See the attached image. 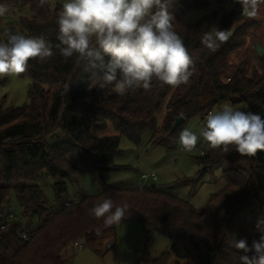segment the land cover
I'll return each mask as SVG.
<instances>
[{
  "label": "trees",
  "instance_id": "obj_1",
  "mask_svg": "<svg viewBox=\"0 0 264 264\" xmlns=\"http://www.w3.org/2000/svg\"><path fill=\"white\" fill-rule=\"evenodd\" d=\"M212 1L233 8L218 25V30L231 29L232 36L215 52L201 44V37L212 31L216 14L186 22L190 13L208 8L211 0H176L172 9L175 29L194 61L186 85L173 88L154 81L150 91L139 89L119 96L111 85L99 89L83 65L78 66L74 58L65 61L58 50L47 62L29 61V105L13 108L0 102V217L10 214L15 195L26 220L25 229L13 222L0 231V264H68L75 243L101 255L104 246L116 239L118 226L129 222L138 223L148 234L140 264H172V254L175 264H244L240 258L245 253L230 247V241L247 237L251 244L253 229L264 219V151L245 157L234 149L227 153L211 149L198 157L203 165L224 167L225 186L203 210L155 184L141 189L123 187L121 182L105 185L99 195L71 206L54 207L38 185L45 175L62 179L54 187L61 202L68 196L64 179L84 170L100 178L103 173L128 168L116 164L122 137L140 145L142 135L150 130L153 144L171 148L178 144L187 121L204 120L225 103L252 111L264 109V55L261 71L255 69L248 76L241 65L232 76L227 75L231 55L245 45L258 22L242 16L236 0ZM0 4L9 10L0 17V39L11 30L56 42V13L62 5L53 8L49 0L42 7L38 0H0ZM66 84H70L67 93ZM163 107L165 117L159 127L157 115ZM181 116L186 121L171 132ZM109 126L119 135H101ZM105 198L117 205L127 203L128 217L110 227L94 218L89 209ZM24 231L31 233L28 239H23ZM156 234L171 241L172 252L157 259L151 255Z\"/></svg>",
  "mask_w": 264,
  "mask_h": 264
},
{
  "label": "clouds",
  "instance_id": "obj_2",
  "mask_svg": "<svg viewBox=\"0 0 264 264\" xmlns=\"http://www.w3.org/2000/svg\"><path fill=\"white\" fill-rule=\"evenodd\" d=\"M47 2L38 0V6ZM236 2L249 19H257L264 4V0ZM175 4L176 0H65L56 13V42L5 32V38L0 39V78L20 76L28 70L29 61L47 62L56 54L55 49L65 61L74 58L78 66L83 65L99 89L111 85L119 96L139 89L150 91L154 81L173 88L186 85L193 75L194 61L175 29ZM8 11L0 4V17ZM231 36V29L208 31L201 44L215 52ZM69 87L65 85L66 93ZM201 138L211 149L223 153L234 149L241 156H255L264 151V118L225 104L222 110L206 116L199 134L182 129L178 143L191 152ZM128 210L127 203L117 205L105 198L89 212L110 227L126 219ZM253 232L251 244L247 237H233L230 247L245 253L240 258L244 264H264V219Z\"/></svg>",
  "mask_w": 264,
  "mask_h": 264
},
{
  "label": "rangeland",
  "instance_id": "obj_3",
  "mask_svg": "<svg viewBox=\"0 0 264 264\" xmlns=\"http://www.w3.org/2000/svg\"><path fill=\"white\" fill-rule=\"evenodd\" d=\"M49 1L53 8L65 2V0ZM232 11L231 5H218L211 0V5L208 8L190 13L186 18V22L195 23L205 16L215 13L216 21L212 29L214 32L216 29L218 30L220 18ZM255 20H257L258 25L247 36L245 45L230 57L227 70L228 76H232L241 65L245 66L248 76L252 75L255 69L262 70L260 60L261 56L264 55V4L260 7L259 17ZM259 47L262 52H259ZM1 80L0 102L5 107L24 108L29 105L32 79L27 71L18 77H2ZM225 104L213 112L222 110ZM232 107L239 111H247L244 106ZM165 111L166 109L163 107L157 115L159 127L163 125ZM205 122L206 119L194 118L187 121L184 128L199 134ZM101 135L117 136L119 133L113 126H109ZM152 136V131H145L140 145H134L125 137L120 139L122 153L117 158L116 164L128 166L127 169L103 173L100 178L97 174L84 170L82 174L76 177L64 179L63 181L68 186V196L61 202H57L54 187L62 179L43 176L38 185L43 190L48 204L57 207L59 205L64 206L66 200L72 203L79 202L85 197L99 195L104 190L105 185L113 183L121 182L123 187H136L141 174L156 170L157 181L154 184L160 189L188 201L196 210L205 209L211 196L218 193L225 186L224 167L206 166L197 160L201 156L199 150L208 153L211 148L202 138L198 140L196 147L198 149L191 152L184 151L179 143L167 148L163 145L153 144L151 142ZM10 205V214L25 229L26 220L22 216V210L15 195H12ZM36 224L37 221H34L33 226H36ZM147 240V231L142 226L136 222L125 223L118 226L116 239L111 240L104 246L103 254L97 255L86 247L80 251L75 249V254L68 264H140L139 260L143 255ZM165 252H171V241L160 234H156L151 255L157 259ZM71 254H73L72 251ZM171 256V263L175 264L177 258L173 254Z\"/></svg>",
  "mask_w": 264,
  "mask_h": 264
},
{
  "label": "built area",
  "instance_id": "obj_4",
  "mask_svg": "<svg viewBox=\"0 0 264 264\" xmlns=\"http://www.w3.org/2000/svg\"><path fill=\"white\" fill-rule=\"evenodd\" d=\"M241 15L244 16L242 13H241ZM240 111L245 112V113L251 112V113H254V114H258L261 117H264V109L259 110V111H252V110H248V109H247V111H245V110H240ZM206 116H205L204 119H206ZM196 149H198V148H196ZM199 152H200L201 155H205V152L203 150H199ZM156 181H157V172H156V170H154V171H151L149 173L141 174L140 178L138 179L137 186L139 188H141V189L145 188V187H150ZM72 204H73L72 202H68L67 201L64 204V206H71ZM13 222H16V221H15L14 216L12 214H7V215H4V216H1L0 217V231H3L5 229H7V227ZM30 236H31L30 232H27V231L22 232L23 239H28ZM74 247H75V249L77 251H80V250L84 249V246L81 243H75Z\"/></svg>",
  "mask_w": 264,
  "mask_h": 264
},
{
  "label": "water",
  "instance_id": "obj_5",
  "mask_svg": "<svg viewBox=\"0 0 264 264\" xmlns=\"http://www.w3.org/2000/svg\"><path fill=\"white\" fill-rule=\"evenodd\" d=\"M237 28V27H236ZM236 28H234L233 32L236 30ZM259 52H262V49L259 47ZM186 121V118L181 116L179 118L176 119L171 132H174L179 126H181L184 122Z\"/></svg>",
  "mask_w": 264,
  "mask_h": 264
}]
</instances>
